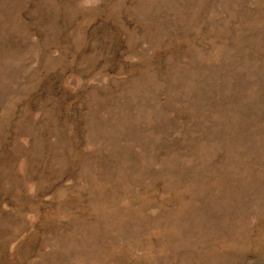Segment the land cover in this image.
I'll list each match as a JSON object with an SVG mask.
<instances>
[{
	"label": "rangeland",
	"instance_id": "1",
	"mask_svg": "<svg viewBox=\"0 0 264 264\" xmlns=\"http://www.w3.org/2000/svg\"><path fill=\"white\" fill-rule=\"evenodd\" d=\"M0 264H264V0H0Z\"/></svg>",
	"mask_w": 264,
	"mask_h": 264
}]
</instances>
